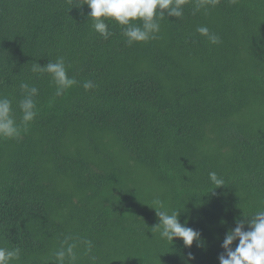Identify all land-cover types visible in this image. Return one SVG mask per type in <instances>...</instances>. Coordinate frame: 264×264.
Returning <instances> with one entry per match:
<instances>
[{
  "label": "trees",
  "instance_id": "16d2710c",
  "mask_svg": "<svg viewBox=\"0 0 264 264\" xmlns=\"http://www.w3.org/2000/svg\"><path fill=\"white\" fill-rule=\"evenodd\" d=\"M84 2L0 0V97L18 128L0 137V247L20 249L11 264H56L66 237L75 264H219L226 233L264 208V0H184L131 45L111 18L97 33ZM59 57L77 84L56 96L31 69ZM21 83L38 89L27 123ZM156 199L200 246L151 229Z\"/></svg>",
  "mask_w": 264,
  "mask_h": 264
},
{
  "label": "clouds",
  "instance_id": "9594fccd",
  "mask_svg": "<svg viewBox=\"0 0 264 264\" xmlns=\"http://www.w3.org/2000/svg\"><path fill=\"white\" fill-rule=\"evenodd\" d=\"M214 0H198L196 10L204 7ZM184 0H85L84 5L90 9L88 17L93 19V29L107 39L111 32L104 22L106 18H111L118 25L124 26L122 35L126 37L129 45L134 42H146L155 39L160 31L159 20L163 19L165 12L170 17H182ZM141 21L140 25L132 23ZM197 32L207 37L211 44H218L219 37L211 33L206 26L197 28ZM31 71L33 73H48L56 85V96L62 95L66 90L77 84L74 78L67 75L64 57H59L55 62H48L44 67L34 63ZM85 90L95 87L92 81H85L82 85ZM20 88L24 93V98L20 101L19 107L22 112V122H30L35 118V100L38 89L28 83H21ZM11 101L6 97H0V137L13 138L18 135V128L12 116ZM210 181L220 188L225 181L216 172L209 173ZM151 207L158 223L151 229L159 233L161 239L173 242L179 239L184 247H191L194 241L200 246L201 234L186 224H181L178 220L179 212L167 210L163 201L156 199ZM247 223V230L245 224ZM70 237H66L60 250L55 252L56 264H65L66 258L75 264L77 247L75 243H69ZM238 244L233 249L234 241ZM85 252L91 251L92 242L84 240ZM221 248L224 250L218 257L219 264H264V208L257 210L251 218L238 220L234 229L228 231L223 239ZM20 249L11 250L0 247V264H11L14 260L20 259ZM188 259L194 257L189 252Z\"/></svg>",
  "mask_w": 264,
  "mask_h": 264
}]
</instances>
